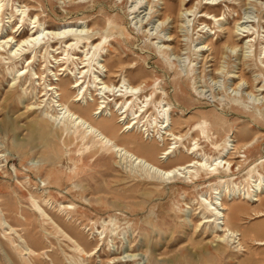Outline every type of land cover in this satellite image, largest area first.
Wrapping results in <instances>:
<instances>
[{
    "label": "rangeland",
    "instance_id": "obj_1",
    "mask_svg": "<svg viewBox=\"0 0 264 264\" xmlns=\"http://www.w3.org/2000/svg\"><path fill=\"white\" fill-rule=\"evenodd\" d=\"M70 1L12 0L10 7L6 8L14 11L19 4L27 6L31 17L38 15L42 23L52 30L66 25L78 28L81 23H85L94 32L96 44L108 35L104 50V54L107 52L105 60L108 67L112 71L119 67L129 69L128 74L134 85L147 80L144 93L150 94L158 85L164 88L169 101L174 103L173 106L176 105L174 120L184 123L178 128L179 132L183 135L188 133L184 137L187 146L191 137L197 135L193 132L197 119L205 116L213 120L216 106L220 105L217 108L223 121H216L215 129L211 131L215 142L221 143L229 134L233 140L241 143L254 139L257 142L247 152L248 159L241 172L236 166L234 168L235 182L246 186L248 169L264 158V115L254 109L264 111V100L256 102L255 96L249 94L247 84L237 89L239 80L228 79L225 74L232 72L239 76L244 70L247 79L252 82L258 77L256 85L259 88L264 85V58H259L260 47L264 42V0H184L187 6L183 9L194 8L197 16L188 14L183 18L179 13L182 0ZM214 4L217 6L212 9L213 14L225 18V21L208 20V28L201 33L204 28L202 21L206 19L201 12ZM169 7L173 8L174 14L165 18ZM239 22L247 28L242 31L253 28L252 32H260L253 53L242 49L243 42L236 51H231L232 43L237 40L234 30L239 27ZM112 23L124 32L117 29L109 31L113 28ZM142 31L151 38L148 39ZM24 32L28 35L27 28ZM170 35L177 38L172 44L179 47V55L170 52V56L160 57L157 47L164 45L162 40H167ZM157 37L162 40L152 41ZM206 45L213 49L201 52ZM191 61L199 70H196L197 75L178 79L171 64L182 71ZM223 67L226 73L216 75L218 70L215 71V68ZM8 82L0 66V126L2 121L13 126V130L8 133L2 129L0 131V151L6 152L3 160H8L4 163L7 175L1 173L0 176V180H6L1 182V196L3 204H6L3 206L4 216L39 255L25 256L14 245L11 237L0 229V264H113L110 263L113 257L118 260L126 259L129 255L139 256L137 259L142 264H264L263 247L248 243L247 252L239 253L231 245L219 242L211 231L205 230V226L198 227L202 216L196 215L199 213L196 211L197 200L209 190L205 176L198 183L199 188L193 189L181 184H162L133 176L115 164L116 160L109 161L106 157L90 153L82 155L80 146L76 144L69 147L71 152L68 154L66 137H61L56 126L52 123L37 124L43 120L41 110L27 108L34 100L24 98L17 102L9 99L11 91ZM198 95L204 96L206 100L199 103ZM235 96L245 98L250 108H243L235 101L232 104L231 100ZM41 130L51 133L53 141L62 149L59 154L52 153L55 157L52 151L48 152L57 162L63 185L61 188L53 186L49 189V201L52 203L49 208L53 205V209L47 210L53 216L65 220L66 225L62 223L61 226L66 232L83 236L79 240L73 237L80 242L86 254L74 252V244L61 234H54V230L48 228L49 232L45 233L42 223L31 209L33 204L30 195L42 196L40 180L43 169L48 165V157L41 148L44 141L40 136ZM200 143L208 154L217 156L206 139L201 138ZM164 149L154 146L150 159L159 163L157 156ZM243 156L236 155L242 157L237 161H244ZM70 158L77 160L76 170ZM188 161V157L175 158L161 165L169 169ZM39 169L42 173L37 172ZM259 169L264 174V170L261 167ZM61 204H73L76 214L68 217L66 213H60ZM112 219H117L120 227L118 234L113 239L108 234L105 243H99L98 233L102 231L104 222L108 223ZM245 223L246 227H255L264 223V217L248 214ZM248 258L252 261L247 262Z\"/></svg>",
    "mask_w": 264,
    "mask_h": 264
},
{
    "label": "bare ground",
    "instance_id": "obj_2",
    "mask_svg": "<svg viewBox=\"0 0 264 264\" xmlns=\"http://www.w3.org/2000/svg\"><path fill=\"white\" fill-rule=\"evenodd\" d=\"M11 1L0 0V66L3 68L4 76L9 79L8 86L11 91L9 99H15L17 102H21L24 98L34 100L35 102L28 105L27 108L41 110L43 120L37 124L49 125L52 123L56 126L61 137H66L65 148L68 149V154L71 152L69 147L76 144L80 146L79 152L82 155L90 153L106 157L109 161L116 160L115 164L133 176L137 175L162 184H181L193 189L199 188L198 183L205 176V182H209V190L200 195L197 200L198 209L196 211L198 210L199 213L196 215L202 216V222L198 227L205 226V230L211 231L219 242L231 245L239 253L247 252L246 245L248 243L264 248V223L255 227L245 226V216L248 214L257 216V218L264 217V174L259 169L261 167L264 170V158L257 160L248 169V178L245 179L246 186L235 182L234 170L236 166L238 172H241L248 159L247 152H250V149L257 144L255 139L241 143L238 140H233V136L229 134L221 143H216L211 136V131L215 129L216 121L219 123L223 121L221 119L223 117L218 113L220 106L218 105L213 113V120L205 116L197 119L193 128V132L197 135L191 137L189 146L185 145L184 137L188 133L183 135L181 131L179 132L178 128L184 123L174 120L173 112L176 105L173 106L174 103L169 101L166 90L158 85L150 94L144 93V89L148 85L147 80L134 85L128 74L129 69L119 67L112 71L108 67L105 60L107 52L104 54L108 35L96 44L93 40L94 32L85 23L78 26L80 31L76 26L71 25L53 30L48 29L38 15L30 16L27 6L19 4L14 11L7 9L6 6L10 7ZM185 6L187 5L182 0L179 11L181 18L188 14L197 16L194 8L183 9ZM215 6L217 4L206 7L201 12L203 18H206L202 21L204 28L201 29V33H204L205 28H208V24H206L208 20L225 21V18L213 14L212 9H215ZM173 14V8L169 7L165 18L171 17ZM243 25L244 23L239 22L237 24L239 27L234 30L237 40L232 43L231 51H236L239 44L243 42L242 49L253 53L252 50L260 32H252L253 28L242 31L247 29ZM112 26L113 28H110L109 31L117 29L121 33L124 32L117 24L112 23ZM26 28L28 35L24 32ZM142 33L146 35L145 31ZM146 36L148 39L151 38L149 34ZM155 39L162 40L161 37H157L152 41ZM176 39L175 36L170 35L167 40L165 39L166 41L162 40L164 45L157 47L160 57L165 58L170 52H173L172 54L179 52V47L172 44ZM212 49L206 45L201 52ZM260 49L259 58L263 59L264 42ZM195 55L197 54L195 53ZM192 63L193 61L187 68L185 67L186 70L182 71H179L173 64H171V68L175 70L178 79L195 77L196 70H199ZM262 63L264 64V61ZM215 71L216 75L226 73L224 67L222 69L215 68ZM225 75L228 79L239 80V83L236 84L237 89L247 84L250 90L249 94L255 96L256 102L264 100V96L261 97L264 93V85L260 88L259 85H256L259 81L258 77L251 82L246 78L244 70H241L239 76L232 72H227ZM117 79L119 80L117 81ZM198 98L199 103L206 100L201 95H198ZM233 101L236 104H241L243 108H250L247 100L243 97L235 96L231 103ZM254 109L264 115V111L260 108ZM221 114L224 115V112ZM1 125L0 131L2 129L8 133L13 130V126H10L8 122L2 121ZM41 132L40 136L44 140V143H41V148L48 157V165L43 169V177L40 180L42 196L36 197L33 193L30 195L33 204L31 209L42 223L45 233L49 232L48 228L54 230V234H61L74 244L72 248L74 252L86 254L78 241L83 236L76 232H71V234L66 232L62 228V223L65 224V220L53 216L48 211L53 209V205L49 208L52 204L49 201V189L53 186L61 188L63 185V178L57 167V162L49 156L48 152L59 154L62 149L53 141L51 133L46 130H41ZM201 138L206 139L210 144V149L214 150L217 156L208 154L205 148L201 147ZM154 146L165 148L157 156L160 164L150 159ZM5 153V151H0V176L1 173L7 175L4 163H7L8 160H3ZM240 154H244V161H237L242 158L236 157ZM53 156L55 157V155ZM182 157H188L189 161L169 169L161 165L171 159ZM70 161L74 163L76 170L77 160L70 158ZM37 172H41L40 169ZM2 178L5 179V177ZM213 180L216 182L212 183ZM3 181L6 180H0V229L6 236L11 237L14 245L25 256H38V252L4 216L3 206L6 204H3L4 200L1 196V182ZM14 193L17 194L16 191ZM59 212L66 213L70 217L76 214V207L73 204H61ZM118 229L120 227H118L117 219H112L108 223L104 222L102 231L98 233L99 243L103 242L104 244L108 234H110V239H113V236L118 234ZM224 252L226 251L224 250ZM87 254L89 255V253ZM138 257L129 255L126 259L119 258L118 260L117 257H113L110 263L142 264L137 259ZM247 260V262L252 261L251 258ZM171 264L173 263L171 262Z\"/></svg>",
    "mask_w": 264,
    "mask_h": 264
}]
</instances>
